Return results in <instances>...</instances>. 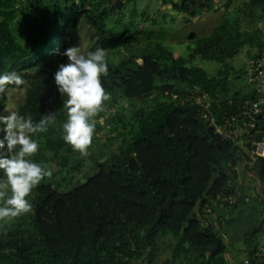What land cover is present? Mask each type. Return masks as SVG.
I'll return each instance as SVG.
<instances>
[{
    "label": "trees",
    "instance_id": "16d2710c",
    "mask_svg": "<svg viewBox=\"0 0 264 264\" xmlns=\"http://www.w3.org/2000/svg\"><path fill=\"white\" fill-rule=\"evenodd\" d=\"M139 1L0 0V72L22 76L21 86L9 88H26L23 102L10 111L34 123L49 114L59 123L66 120L64 97L53 76L59 64L67 62L64 50L80 46L85 24L92 28L94 40L87 52L101 47L106 54L109 74L102 83L109 98L103 106L114 104L117 93L136 102L132 118L125 122L129 131L106 157L101 153L90 157L95 171L84 182L73 181L70 174L82 171L84 159L73 158L79 152L64 142L52 120L46 132L34 134L39 148L30 159L46 168L52 159L61 168L32 189L29 213L0 220V264H178L191 259L230 264L222 236L228 233L234 213L246 209L258 215L241 237L247 257L262 241L257 234H264V203L240 190L249 200L241 198L232 207L222 229L200 223L199 213L207 204L225 215L219 196L242 188L240 164L250 166L264 183V157L253 159L251 143L241 148L222 138L197 105L184 103L183 98L197 88L206 92L213 114L221 121L255 96L249 86L247 90L233 87L231 78L245 76L246 68L236 69L228 61L246 45L254 47L255 53L264 48V29L242 26L243 18L255 24L264 18V0H245L238 6L235 0H224V8L233 9L232 16L207 35L194 32L187 55L178 56L163 41L140 47L132 24L108 23L113 12L127 3L136 12ZM158 1L172 4L188 21L203 11L219 9L215 0ZM121 49L126 55L115 60L113 55ZM255 53L249 52V59ZM198 57L221 66L211 74L195 62ZM6 107L4 93L0 113L6 114ZM123 116L118 110L109 123L115 126L124 121ZM254 135L264 138L263 114L258 116ZM64 172L69 177L62 179L65 183L71 179L73 186L60 191V182L54 185L51 179ZM0 194V204L11 195L4 180H0ZM165 237L171 238V252L161 260L160 241Z\"/></svg>",
    "mask_w": 264,
    "mask_h": 264
},
{
    "label": "rangeland",
    "instance_id": "374dc122",
    "mask_svg": "<svg viewBox=\"0 0 264 264\" xmlns=\"http://www.w3.org/2000/svg\"><path fill=\"white\" fill-rule=\"evenodd\" d=\"M243 1L245 0H235V5H241ZM223 2L224 0H216L215 6L217 5L219 8L217 11H203L201 14L188 21L185 19L186 14L175 10L172 4L163 5L158 0H141L139 1V8L136 9V12H134L132 4L127 3L121 10L113 12L108 23L114 27H118L126 23L132 24V29L136 32V37L140 40L138 44L140 47L144 46L148 42L158 40L165 42L177 56L187 55L189 51L188 46L193 45L194 43V37L191 36L194 32L196 33L195 36L207 35L212 31L214 25L218 24L221 20L228 16V11L223 8ZM164 15L167 16L166 21L162 22L161 19ZM156 19H159L158 23L155 22ZM255 25H259L264 29V18L259 19L257 24L253 23L248 18H243L242 26L244 28H253ZM92 35V28H88L85 24L82 27L81 43L79 46L82 53H87V50L92 46L94 42L91 38ZM252 48L254 47L246 45L235 58L230 59L228 62L236 69L246 68L247 62L249 61V52L252 51V53H255L256 51ZM125 53L126 51L121 49L120 54L116 53L113 57L115 60H119L126 55ZM195 62L200 64L211 74H214L221 66V64L216 61L202 60L200 57H198ZM231 83L235 88L242 90L248 89L247 79L244 75L231 78ZM114 92L116 93V91H108V94ZM25 93L26 88L7 89L5 92L7 107L4 112L13 110L18 104L23 102ZM111 103L112 102L107 103V105L103 106V109L110 106ZM135 103L136 102L133 100H128L120 96L119 93L116 94L114 104L117 105L118 110L122 111L124 121L111 127L112 134L107 140H101L93 137L86 156H81L78 153L73 157L84 159V166L81 169L82 171L80 173L75 171L70 173L72 174L73 181L80 180L81 182H84L88 175L94 173L95 170L90 159V157L94 154L98 155L101 153L102 158H104L112 150L116 149L117 145L121 142L122 137L129 131L130 125H128V123L125 124V122L132 118ZM102 111L100 112L102 113ZM100 112L98 114H101ZM64 122L65 120L59 123L56 119H52V123L59 128L61 132ZM46 154L50 157L52 153L48 151ZM47 168L52 169L53 173H55L58 172L61 167L57 161H53L51 159ZM239 171L241 173L239 175V184L242 188L238 186V190L249 195L252 199L256 200L257 203H264V183L258 179L255 171L250 166H246L244 163L239 165ZM68 174L69 173L64 172L62 175H57L55 178L51 179L54 181V185L60 182V191L70 189L73 186L71 179L68 183H65L62 179L63 175L66 176ZM257 217L258 215L256 216L254 212H250L246 209L244 213H234V215L229 219L228 233L223 234L222 238L228 248L227 258L230 264H237L247 256L246 246L241 237L244 236L243 233L250 230L251 226L257 222ZM7 220L8 219H4L1 221ZM257 237L260 240H264V234L262 232H258ZM171 242L170 237H165L160 241L161 251L159 258L161 260L169 256L171 252V248L169 247Z\"/></svg>",
    "mask_w": 264,
    "mask_h": 264
},
{
    "label": "clouds",
    "instance_id": "9594fccd",
    "mask_svg": "<svg viewBox=\"0 0 264 264\" xmlns=\"http://www.w3.org/2000/svg\"><path fill=\"white\" fill-rule=\"evenodd\" d=\"M62 54L67 57V62L59 64L53 76L58 93L64 97L66 120L62 125V139L73 151L86 156L93 137L101 140L110 137L113 125L109 120L118 111L117 108L113 117L107 120V137H97L94 120L106 108L117 107L112 104L103 109L104 101L109 98L102 83V78L109 74L106 54L101 47L82 53L78 46L69 47ZM23 83L22 76L14 71L0 72V95L9 86L19 87ZM100 111L102 113L98 114ZM51 120V114L42 115L34 123L30 117L26 118L17 111L0 113V180L6 181L11 191V195L5 196L0 204V220L29 213L32 204L28 196L32 189L52 176V169L30 159L39 148L34 134L46 132Z\"/></svg>",
    "mask_w": 264,
    "mask_h": 264
},
{
    "label": "built area",
    "instance_id": "2783aa9c",
    "mask_svg": "<svg viewBox=\"0 0 264 264\" xmlns=\"http://www.w3.org/2000/svg\"><path fill=\"white\" fill-rule=\"evenodd\" d=\"M247 84L250 89L255 92V96L246 98L240 109L218 121L211 110L212 99L206 93L197 88L186 94L183 102L196 104L199 108L201 116L214 128V131L226 140H230L241 148H245L251 143V155L254 160L264 157V138L256 139L254 131H257L258 116H264V48L257 51L247 62L245 69ZM117 107L111 106L104 110L95 123L94 133L97 137L105 139L107 137L106 129L109 128L107 120L113 117ZM222 198L219 203L220 208L225 215L218 214L213 208L207 204L203 211L199 213V221L205 227H213L222 229L228 217V212L239 202L241 198L245 201L249 200L247 195L242 194L238 189L219 196ZM178 264H204L196 260H185ZM237 264H264V240L258 243L251 256H246Z\"/></svg>",
    "mask_w": 264,
    "mask_h": 264
},
{
    "label": "crops",
    "instance_id": "0c3cea01",
    "mask_svg": "<svg viewBox=\"0 0 264 264\" xmlns=\"http://www.w3.org/2000/svg\"><path fill=\"white\" fill-rule=\"evenodd\" d=\"M215 2H216V0H215ZM243 2H244V1H243ZM234 5H235V4H234ZM235 6H237V5H235ZM215 7H218V6L216 5ZM223 8H224V6H223ZM227 11H228V12H227V13H228V16H232V14H233V12H234L233 9H231V10H227ZM214 26H215V25H214ZM214 26H213V27H214ZM199 36H201V35H199ZM240 174H241V173H240Z\"/></svg>",
    "mask_w": 264,
    "mask_h": 264
}]
</instances>
